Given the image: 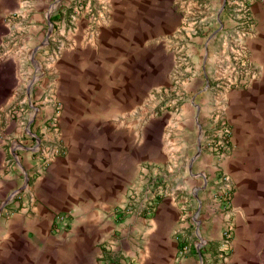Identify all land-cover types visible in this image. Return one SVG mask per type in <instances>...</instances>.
Returning <instances> with one entry per match:
<instances>
[{
	"label": "crops",
	"instance_id": "crops-1",
	"mask_svg": "<svg viewBox=\"0 0 264 264\" xmlns=\"http://www.w3.org/2000/svg\"><path fill=\"white\" fill-rule=\"evenodd\" d=\"M182 1L94 0V14L76 19V32L80 33L91 28L94 16L102 14L100 10L106 11L98 23L99 35L93 40L95 52L87 57L83 52L94 48L77 36L78 72L66 74L59 89L66 105L60 126L66 153L42 169L34 166L39 164L37 160L25 163L22 158L18 170L23 175L32 173L35 179L26 185L28 189L18 202H0V264H202L210 254L196 248L192 239L201 244L211 242L214 252L220 240L222 217L209 207L214 181L210 174L216 171L227 173L236 182L235 204L239 209L234 240L239 258L216 264H260L258 244L264 237V170L260 168L264 159V99L260 98L264 90V9L255 7L261 34L248 46L261 70L247 97L255 120L252 126L247 124V116L237 110L247 106L242 99L245 94H236L230 106L236 110L240 153L230 160L217 162L201 156L195 132L184 119L177 121L172 141L168 129L173 123L168 120L158 122V131L148 135L143 122L147 102L142 99V105L131 104L132 98L141 101L146 94L147 71L142 77L130 73L106 76L95 58L96 49H106L112 52L108 58L117 59L108 64L119 70L136 58L126 56L123 50L150 49L154 50L153 75L168 74L160 50L176 44L181 31L192 33L195 28L207 35L183 42L193 56V64L186 70L188 77L192 81L215 79L219 71L228 69L222 59L229 46L226 40L215 41L214 37L225 28L223 0ZM15 4L16 0H0V11ZM196 9L203 12L204 21L186 23L189 11ZM198 47L203 50L202 60L194 57ZM16 84L12 81L9 90ZM5 89L0 79V107ZM84 95L94 102L95 98L114 97L119 104L88 105ZM132 110L143 115L138 124L131 121ZM14 150L15 154L13 149L0 147L1 195L13 190L20 175L4 173L8 165L4 151L16 166L19 162L21 154ZM152 165L161 166L159 174L170 181L165 196L147 192L152 176L147 168ZM134 208L139 212L133 214ZM126 210L130 212L124 215ZM63 215L68 216V222L59 229L55 219ZM187 238L191 254L180 258Z\"/></svg>",
	"mask_w": 264,
	"mask_h": 264
},
{
	"label": "rangeland",
	"instance_id": "rangeland-1",
	"mask_svg": "<svg viewBox=\"0 0 264 264\" xmlns=\"http://www.w3.org/2000/svg\"><path fill=\"white\" fill-rule=\"evenodd\" d=\"M16 3L0 11V79L2 86L8 88L3 91V102L0 107V147L4 150L13 149V154L16 151L14 149H17L18 154H21L17 158L19 162L16 166V162L11 161L9 153L5 151L3 153L5 160L8 161L4 173L20 172V175L17 178V185L11 188L13 189L11 192L0 194V202L2 200L18 202L24 189H28L26 185L34 181L32 173L26 172L23 175L19 171L22 158L25 163L37 160L39 164L33 165L42 169L49 165L51 160L66 153V145L60 134L66 105L65 97L59 89H62L66 74L71 73L74 76L78 72L75 63L76 56L78 54L80 56V52L77 51L76 54L75 46L79 40L77 36L80 35L79 37L91 48L98 34V23L104 18L102 14H106V11L100 10L102 14L94 16L91 28L78 33L75 21L82 14H94L97 10L94 7V0H16ZM256 6L264 9V0H223L225 28L214 33V37L215 41L219 38L226 40L229 46L228 54L222 59L228 63V69L219 71L212 80L200 78L192 81L186 71L193 64V56L192 53L188 54L183 42L188 41V38L203 39L207 35L195 28L192 33L181 31L176 36V44L160 50L165 69H169V73L164 75H153L151 69L155 66L151 58L154 50H123L125 55L128 54L126 56L136 58L130 66H116L119 70L117 68L114 70V66L108 63L117 59L107 56L112 55V52L96 49L95 58H98L99 66L103 67L106 76H112L113 73L120 76L130 73L142 77L143 71H147L146 94L141 101L138 97L131 100L132 105L138 106L142 105V99H145L147 103L143 115L146 113V117L143 120V115L138 110H132V123L138 124L143 120L147 124L149 135L158 131V122L168 120L173 123L168 129L169 140L172 141L176 138L177 121L184 119L195 132L201 156L208 160L216 158L217 162H220L238 155L240 145H236L237 124L234 119L236 110L230 105L239 93L245 94L242 98L246 99L243 104L249 103L250 97H247L250 85L261 75L260 67L253 61L248 47L251 40L261 34L259 23L254 16ZM249 7L251 9L246 11ZM187 16L186 23L190 25H198L204 21L203 12L197 9L190 10ZM92 48L94 50L88 49L83 53L88 57L91 52H95V46ZM194 52L196 55L194 57L202 60L203 50L198 47ZM139 58L141 60L138 61ZM227 75L231 77L225 79ZM14 79L17 84L13 91H10ZM260 98L264 99V90ZM83 99L88 105L107 101L119 104L114 97H106L104 100L95 98L97 101L94 102L91 101V97L84 95ZM196 107L198 111L195 113ZM237 110L247 116V124L252 126L255 119L249 105ZM115 115L118 119L119 114ZM32 139H37V142H33ZM260 165L264 170V159ZM160 169L161 166H148L147 170L152 176L146 189L151 194L165 196L169 193L171 184L169 179L159 174ZM155 170L158 172L154 175ZM210 177H213L214 181L213 184L210 183L213 190L210 194L209 207L213 213L221 215L222 224L215 252L212 250L211 242L201 244L200 241L192 239L196 248L210 254L202 264L224 263L239 258L234 249L239 218V209L235 204L237 184L232 177L222 171H216V174H210ZM224 178H227L226 182ZM129 212L130 210H126L123 214ZM136 212H139L138 208L132 209L133 214ZM185 240L186 243L190 242L188 238ZM262 240L258 244L260 264H264V237ZM206 248L208 249L205 250ZM189 254L190 249L179 257L186 258Z\"/></svg>",
	"mask_w": 264,
	"mask_h": 264
},
{
	"label": "built area",
	"instance_id": "built-area-1",
	"mask_svg": "<svg viewBox=\"0 0 264 264\" xmlns=\"http://www.w3.org/2000/svg\"><path fill=\"white\" fill-rule=\"evenodd\" d=\"M250 6H252L251 3H249ZM249 9H251L250 7L246 9V11H249ZM226 133V132H225ZM225 182L227 181V178H224ZM67 222H68V216H58L56 217L55 219V224H57V226L59 227V229L63 226H66L67 225ZM187 250H189V246L188 244L185 242L182 244V248L180 250V255L182 254H186L187 253Z\"/></svg>",
	"mask_w": 264,
	"mask_h": 264
}]
</instances>
